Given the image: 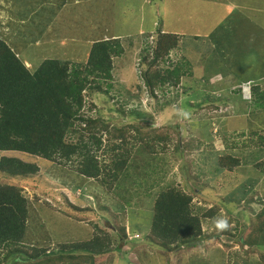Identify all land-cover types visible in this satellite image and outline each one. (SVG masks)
I'll return each mask as SVG.
<instances>
[{
    "label": "rangeland",
    "instance_id": "1",
    "mask_svg": "<svg viewBox=\"0 0 264 264\" xmlns=\"http://www.w3.org/2000/svg\"><path fill=\"white\" fill-rule=\"evenodd\" d=\"M13 2L11 4L10 1L8 5L17 13L20 12L19 16L22 18L12 19L20 28V33L14 40L10 37L8 41L17 52L24 54L23 58H28L30 50L23 49L30 44L54 41L50 44L49 55H52L50 57L85 63L86 54L74 44V40H100L112 35L120 38L124 52L113 59L114 85L109 93L88 90L84 112L88 115L93 114L94 117L100 115L105 121L117 123L118 126L128 122L148 128L158 124L166 126L173 124L179 133V152L173 151L177 139L170 143L163 141L159 149L164 154L154 157L152 155L151 158H155L157 162L161 160L162 163L168 160L175 161L172 176L177 179L176 183H182L179 176L181 170L183 178L185 177L188 183L187 187L194 196L191 208L200 214L207 213L211 210L210 207L214 206L212 198H218L217 203L222 207L215 210L211 218L198 215L203 226L202 235L204 233L213 235L217 247H223L228 253L224 255L215 248L213 241L209 247L201 244V247L193 248L192 244H183V247L172 249L181 255L180 260L183 258L184 264H264V217L258 216L262 210L255 213L264 206V166L252 163L257 157L264 161V151H259L258 148L246 149L247 146H254L260 135L264 136V108L254 109L251 101L254 94L251 98L248 95L249 88L252 89L256 82L262 81L261 77L264 76V0H13ZM226 7L234 10H231L224 21L222 18L226 16ZM242 18L245 20L238 26L236 21ZM254 21L257 23L256 28L251 23ZM12 26L14 27V23ZM158 26L179 34L178 47L173 49L169 56L171 61L190 58L194 65V75L185 76L183 86L184 89L192 90L195 102L190 108L179 107L186 96L184 94L178 105H172L166 114L167 119L159 115L162 112L158 111L159 108L155 109L156 101L145 88L142 76L148 66L144 56H151L156 34L149 37L140 35L155 31ZM18 27L14 31L11 28V33L17 34ZM14 42H20L21 46H18V43L15 46ZM170 59L163 62L162 66H167ZM35 64L37 63L33 62L32 66ZM240 79L243 81L242 100L237 98L234 90L239 87L236 85ZM137 81L140 83L139 88L136 87ZM92 99L95 106H91ZM185 99L188 100V96ZM196 103L200 107L204 105L203 103L213 107L209 106V110H200ZM216 107L219 109H215ZM132 110L146 113V116L153 112L154 118L133 116L130 113ZM232 122L233 127L229 128ZM227 129L228 136H223L222 131ZM242 130L245 131V135L241 134ZM111 134L113 133L104 132L102 135L104 141H107V135L109 137ZM229 138L232 140L229 141ZM243 140L246 141V145L241 144L238 151L233 152L240 157L239 170L232 172L235 178L224 170L217 173V170L212 168L214 157L231 152L227 147L234 141L241 143ZM131 141L132 138H129L127 144ZM202 143L208 147L201 146ZM143 149L139 147V151H134L133 159L130 160L123 177L118 181L119 185L114 190L109 192L100 187L98 182H92L94 187H91L90 183L86 187L85 195L89 194L88 188H91V201L88 199L86 201L92 206L85 204L84 200L81 202L84 203V209L90 211H97L98 203L108 197L111 200L116 191L120 200L128 194V198L122 201L123 205H119V209L129 213L119 214L113 223L106 222L110 227L103 225V221H98L99 225L107 227L105 231L99 230L97 228L99 225H96L92 218L79 220L82 222L75 224V219L70 215L72 202L79 203V199L82 200L81 191L63 188L62 185H65L67 180L64 177L56 178L55 171H63L68 180L72 177L77 180L81 177L70 170L73 166L61 167L36 155L15 153L27 161L38 163L41 169L40 174L36 173L22 182L23 187L20 186L29 200L38 207L34 208L35 214L30 219L24 242L45 247L51 252L50 248L58 250L64 241L69 243L87 241V234L82 227H88L93 236L100 235L109 239L106 241L108 247L104 248V253L96 255V264H114L117 257L120 258L117 264H140L135 263V257L138 259V254H135L137 247L151 242L146 239L152 212V205L148 202L150 193L146 195V190L151 179L155 177L152 174V164L158 165L157 162L150 160ZM6 153L0 152V157ZM106 160L110 161L111 157H107ZM225 177L230 181H225ZM7 178L9 179L5 174L0 176V182H9ZM43 180L44 183L47 181V186L43 184ZM52 182L54 185L49 186ZM78 182L70 183L71 189H78V185L86 181ZM179 187L185 188L183 185ZM233 192L236 193L233 196L236 202L232 200ZM105 193L107 197H104ZM221 195L228 196V202L227 199L220 197ZM128 205L134 208V212L130 211ZM47 210L51 213L48 214ZM135 214L136 218L132 217ZM104 216L105 213L101 212L99 218L106 221L107 217ZM221 218L227 219L229 225L227 230L215 226L216 221ZM141 222L147 227H133L134 223ZM113 225L116 227L112 228ZM141 229L144 230V234ZM222 232L224 235L229 236L230 233L237 236L232 247L226 248L224 241L219 242L216 235ZM134 234L135 236L139 234L140 237L134 239ZM240 237L261 245H257L258 249L251 247L246 252V246L241 245ZM200 238H197V241ZM128 248H133L130 254ZM144 248L149 249L148 246ZM6 252V249L0 250V260L5 258ZM155 257H160V254Z\"/></svg>",
    "mask_w": 264,
    "mask_h": 264
},
{
    "label": "trees",
    "instance_id": "2",
    "mask_svg": "<svg viewBox=\"0 0 264 264\" xmlns=\"http://www.w3.org/2000/svg\"><path fill=\"white\" fill-rule=\"evenodd\" d=\"M231 10L226 7V16L222 18L224 21ZM244 20L243 18L237 20V25ZM251 23L256 28L257 23L255 21ZM162 29V26L158 27L152 35L156 34L154 37L156 43L151 56H144L148 66L142 75L147 89L156 101L155 109L159 108L158 111H162L159 115L166 117L172 105L179 104L182 93L186 90L181 85L182 80L185 76L194 75V65L190 58L171 61L169 56L178 46L179 34ZM150 35L151 33H147L140 36ZM74 44L86 54L85 63L60 60L47 55L48 49L44 51L38 49L36 53H29L28 56L32 63L37 64L27 67L7 42L0 38V152H7L0 157V174L9 177L7 178L9 182H0V250H7L0 264H96V255L104 253V248L108 247L106 241H109L107 237L93 236L90 228L86 230L83 228L87 234V241L79 243L64 241L58 250L52 248L51 252L45 247L25 243L24 238L30 219L35 214L34 208L38 207L23 192L22 182L36 173L40 174L41 169L38 163L27 161L15 153L41 156L61 167L76 164L80 173L96 177L100 176L102 168L104 169V154L111 151L112 165L108 166L106 176L111 178V181L107 182L112 186L125 169L134 148H144L150 160L157 162L151 156L164 154L159 145L163 141L170 143L177 139L173 151L179 152V133L173 124L152 125L148 128L128 122L118 126L117 123L105 121L100 115H96L98 117L96 118L93 114L88 115L84 112L88 90L110 92L115 68L113 59L123 54L124 45L120 38L114 35L100 40H77ZM169 59L167 66H162V63ZM234 90L237 98L242 100L241 88ZM253 92L251 101L254 109L264 108V87L260 85L253 87ZM181 102L182 105H178L179 107L183 109L185 106L191 107L190 102H185L184 99ZM93 103L94 99L91 106H95ZM130 113L144 119L154 118L153 112L147 116L146 113L136 110ZM218 126L220 127L219 121ZM232 127L233 122L229 128ZM104 132L113 133L109 137L107 135V141L102 137ZM227 132L228 129L223 130V136H227ZM241 134L245 135V131L242 130ZM129 138H132V141L127 144ZM228 140L231 141L232 138ZM241 144L245 146L246 141L243 140L241 143L234 141L229 147L240 148ZM256 144L252 147L247 146L246 149L258 148L263 152V135H260ZM214 160L212 168L216 169L217 173L225 169L232 170L240 163L239 155L236 153L233 155L232 152L224 153L220 157L215 156ZM174 162L168 160L162 163L159 160L158 165L152 164V174L155 177L151 179L146 190V195L150 193L149 205H152L146 239L151 242L145 245L149 249H143L145 246H135L137 247L135 254H138L135 263L184 264L179 253L168 251L174 249L173 245L176 244L195 245L197 238L202 236L199 215L211 217L214 212L210 210L208 214H200L191 208L192 197L179 187L183 185L187 188L188 185L181 170L179 176L182 183H176L177 179L172 176ZM263 162L261 157L252 160L257 166H264ZM62 172L55 171V177H64L68 182L67 176ZM17 177L20 179H14ZM43 184L47 186V181L44 183L43 180ZM51 185H54V182L49 186ZM47 213L51 212L47 210ZM136 215L132 217L136 218ZM258 216L264 217V209ZM141 223H134L133 227H138L137 225ZM97 228L101 231L107 229L103 225ZM142 233L144 234V230ZM229 235L235 236L230 233ZM253 243L261 244L254 241ZM132 249L128 248L129 254ZM157 254H160V257H155ZM119 259L117 257L114 264H117Z\"/></svg>",
    "mask_w": 264,
    "mask_h": 264
},
{
    "label": "clouds",
    "instance_id": "3",
    "mask_svg": "<svg viewBox=\"0 0 264 264\" xmlns=\"http://www.w3.org/2000/svg\"><path fill=\"white\" fill-rule=\"evenodd\" d=\"M18 26H16L15 24H14V27L12 26V24L10 25V27H9V31L8 32H6V31H2V29L0 28V38L1 39H3V40H5L6 42H7V44L13 49V51L16 53V55L17 56H19L20 58H21V60L25 63V65L27 66V67H31L32 66V62L30 61V59L29 58H23L22 56L24 55L22 52H17V50H16V48H14L11 44H10V42L8 41L9 40V38L10 37H12L13 39L12 40H14L15 39V37L20 33V28L18 27V29H19V32L17 33V34H14V33H11V28H13V31L17 28ZM159 27V26H158ZM157 27V28H158ZM157 28H156V30H157ZM155 30V31H156ZM162 30H164V28L162 29ZM155 31H148L147 33H151V36L154 34V32ZM164 31H167V30H164ZM3 33H5V35H6V37H4L3 36ZM146 33V34H147ZM143 35V34H142ZM180 40V39H179ZM74 41H77V40H74ZM54 41H44V42H39V43H34V44H30L27 48H24L23 50H30V53H36L37 52V50L38 49H40V50H42V51H44V49H48V51L50 50V48H51V46H50V44H52ZM16 43H18V46H21V44H20V42H14V45L16 46ZM178 44H179V42H178ZM178 47V46H177ZM176 47V48H177ZM175 49V48H174ZM47 55H49V53H46ZM51 56V55H50ZM143 76V75H142ZM189 77H192V76H189ZM261 79H262V81H259L258 83L256 82L254 85H253V87H256V86H258V85H260L261 87H263V83H264V76L263 77H261ZM184 81V78H183V80H182V83H181V85H184L183 83L185 82H183ZM137 83V88H139V85L138 84H140L138 81L136 82ZM241 83H243V81L240 79L239 81H238V83H237V85L236 86H239L240 88H241V92L243 93V86L241 85ZM143 84H144V86H145V88L147 89V87H146V85H145V81H144V79H143ZM114 85V82H112V86ZM112 89V88H111ZM183 89H184V86H183ZM148 90V89H147ZM149 91V90H148ZM150 92V91H149ZM240 92V93H241ZM184 94H186V96H188V100H186L185 99V97L183 98L184 99V101L185 102H190L191 103V106H192V103L193 102H195V101H193V97H192V90L190 89V88H187L183 93H182V96L184 95ZM252 94H254V92H253V88L252 89H250L249 88V90H248V95H250V98L252 97ZM150 95H151V93H150ZM242 95V94H241ZM182 96H181V98H182ZM209 97H211V96H209ZM243 99V98H242ZM181 101V100H180ZM247 102V101H246ZM204 105L202 106V107H200V106H198L197 105V103H196V105L200 108V110H206V109H210L209 108V106L206 104V103H203ZM186 107V106H185ZM187 108V107H186ZM190 108V107H189ZM199 110V111H200ZM184 111H186V110H184ZM185 115H187V113H185ZM159 125V124H158ZM102 132H103V130H102ZM228 134H229V132H227V136H228ZM214 142V141H213ZM213 142H212V144H213ZM106 143V142H105ZM212 144H211V146H212ZM214 145V144H213ZM132 145H130V147H131ZM201 146H204V147H208V145H204V143H202V145ZM137 148V147H136ZM134 148V150L132 151V153L130 154V156H129V159H128V162H127V165H126V167H125V169L123 170V172L119 175V178L116 180V182H114V184L112 185V186H109L108 185V182L107 181H111V178H108L107 176H106V171H107V168H108V166H111L112 164V152L110 151L109 153H107V154H104V156H103V159H104V162H103V165H104V169L102 168V172L100 173V176H96V177H93V176H90V175H87V174H84V173H80V170H77L78 168H77V166L75 167V165L70 169L71 171H73V172H75L77 175H79V177H81V178H77V180H75L72 176V178L71 179H69L68 180V182L65 184V185H62V187L63 188H65V189H68L69 191H75V190H80L81 192H80V194L82 195V200H80L79 199V203H75V202H72V205H73V208H72V210L70 211V215L75 219V221H76V223L75 224H79V223H81L82 221H84L83 219H86V218H92V221L93 222H95V224L97 225V224H99L98 223V221L100 220V221H103L104 222V224L103 225H107V226H109L110 227V225H108V224H106V222H108V223H113V222H115L116 220H117V216L119 215V214H122V213H129V212H127V211H125V212H123L121 209H119V205H121V202H122V200H120L118 197H119V195H118V193H117V191H116V193L112 196V198H111V200L113 201H111L110 200V197H108L105 201H103V202H99L98 204H99V206H98V210L97 211H90V210H85L84 209V207H83V204L85 203V204H87V205H89V206H92L91 205V203H89V202H87L86 201V199H88V200H90V198L92 197V193H91V188H88V189H90V192H89V194L88 195H85L84 194V192L87 190V188L86 187H88V185H89V183H90V185H91V187H94V185L92 184V182H98V184H99V186L100 187H104L107 191H112V190H114L119 184H118V181L123 177V174H124V172H125V170H126V168H127V166H128V164H129V162H130V160H132L133 159V157H134V154H135V152L136 151H139V148ZM228 149H230L231 150V152H232V154L234 155V151H238V149L239 148H230L229 146L227 147ZM211 149H213V148H211ZM214 150V149H213ZM135 151V152H134ZM192 155V154H191ZM194 155V154H193ZM221 155H223V154H221ZM220 155V156H221ZM37 156V155H36ZM219 156V157H220ZM38 157H41V156H38ZM107 157H111V160L110 161H107L106 159H107ZM239 165H240V163H239ZM244 167H246V166H244ZM239 166L238 165H235L233 168H232V170H227V169H225L224 171H225V173L227 172L228 174H230L231 176H232V178H235V177H233V175H232V172L234 171V170H239ZM114 173V172H113ZM2 175H4V174H0V176H2ZM83 178H85V179H83ZM88 180V181H87ZM74 181H79L78 183H81V182H83V181H86V182H84V183H81V184H79L78 185V189H71L72 187L69 185L70 183H72V182H74ZM225 181H227V182H229L230 181V179L228 178V177H225ZM119 188H121V187H119ZM71 189V190H70ZM183 190V192H185L186 194H188L189 196H191L192 197V200H193V194H192V192H190L189 191V189H188V187L186 188H184V189H182ZM83 191V192H82ZM197 191H199V189H197ZM236 193H232V198H233V196L235 195ZM120 195H122V194H120ZM195 195H197V194H195ZM108 195L105 193L104 194V197H107ZM85 197H88V198H85ZM220 197H222V198H224V199H227L228 198V196H223V195H221ZM128 198V194H126V196H125V198L123 199V200H125V199H127ZM212 198V197H211ZM213 199V201H214V206L213 207H210L211 208V210L212 211H215V210H217V209H220V208H222L218 203H217V199L218 198H212ZM84 200V203H82L81 201H83ZM91 201V200H90ZM233 201H235V200H233ZM192 202V201H191ZM227 202H228V199H227ZM236 202V201H235ZM113 205V206H112ZM111 207H112V209H111ZM128 207L130 208V211L131 212H134V208H131L129 205H128ZM226 207H228V206H226ZM262 208H264V206H261L255 213H258L259 211H261V210H263ZM228 209H229V207H228ZM105 213V215L106 216H104V217H107V219H106V221L105 220H102L101 218H99V215H100V213ZM209 212H207V213H205V214H208ZM132 216V215H131ZM206 217H208V216H206ZM209 218H211V217H209ZM114 219V220H113ZM79 220H82V221H79ZM141 220V219H140ZM91 221V222H92ZM115 224V223H114ZM86 225H88L89 226V224H86ZM116 227V225H113V227L112 228H115ZM138 227H142L143 226V224L141 223V224H139V225H137ZM218 229H226L229 225H228V221H227V219L226 218H221V219H219V220H217L216 221V225H215ZM145 227H147V226H145ZM148 227H150V224L148 225ZM203 226H201V228H202ZM82 228H84L85 230L88 228V227H82ZM107 228V227H106ZM108 231H110V229L108 230ZM225 233L224 232H222L221 234H218V235H216L218 238L217 239H219V242H220V240L223 242L224 241V243H225V246H226V248H230V247H232L233 246V243H234V240H237V236H228L227 234L226 235H224ZM133 236H135V234L133 235ZM140 235L139 234H136V236L135 237H133V238H138ZM203 237V238H202ZM202 237L197 241V244H195L194 246H193V248H196V247H201V244L202 245H204V246H211V244H212V241H213V246L215 247V248H218L220 251H222V253L224 254V255H226L228 252L226 251V249H224L223 247H217L218 245H216L215 244V242H214V240H213V235H209V234H207V235H205V233L202 235ZM211 239V240H210ZM240 241H241V245L242 246H246V252L251 248V247H256L257 249H258V246L255 244V243H253V241L252 240H249V239H247V238H243V237H240ZM219 242H218V244H219ZM200 243V244H199ZM179 244H176V245H173V247H176V246H178ZM261 245V244H260ZM184 245L182 244H180L178 247L180 248V247H183ZM50 249H52V248H50ZM189 249V248H188ZM174 250H169L168 252H172V253H174L173 252ZM166 264V263H165Z\"/></svg>",
    "mask_w": 264,
    "mask_h": 264
},
{
    "label": "crops",
    "instance_id": "4",
    "mask_svg": "<svg viewBox=\"0 0 264 264\" xmlns=\"http://www.w3.org/2000/svg\"><path fill=\"white\" fill-rule=\"evenodd\" d=\"M11 1V4H13V0H0V27L3 26L2 31L8 32L10 29V25L12 23H16L13 21V18H22L20 15V12H16L15 9L11 8L8 3ZM22 20V19H21ZM3 36L6 37L5 33H3Z\"/></svg>",
    "mask_w": 264,
    "mask_h": 264
}]
</instances>
